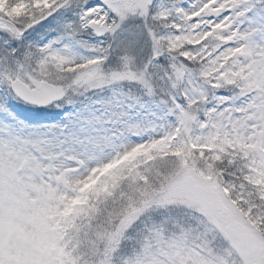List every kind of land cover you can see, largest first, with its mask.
Here are the masks:
<instances>
[{
  "label": "snow or ice",
  "instance_id": "6c2138e0",
  "mask_svg": "<svg viewBox=\"0 0 264 264\" xmlns=\"http://www.w3.org/2000/svg\"><path fill=\"white\" fill-rule=\"evenodd\" d=\"M0 264H264V0H0Z\"/></svg>",
  "mask_w": 264,
  "mask_h": 264
}]
</instances>
